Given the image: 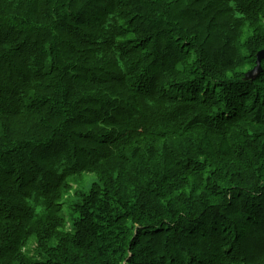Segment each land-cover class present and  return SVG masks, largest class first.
<instances>
[{
    "label": "trees",
    "instance_id": "trees-1",
    "mask_svg": "<svg viewBox=\"0 0 264 264\" xmlns=\"http://www.w3.org/2000/svg\"><path fill=\"white\" fill-rule=\"evenodd\" d=\"M263 19L264 0H0V264H264Z\"/></svg>",
    "mask_w": 264,
    "mask_h": 264
},
{
    "label": "rangeland",
    "instance_id": "rangeland-1",
    "mask_svg": "<svg viewBox=\"0 0 264 264\" xmlns=\"http://www.w3.org/2000/svg\"><path fill=\"white\" fill-rule=\"evenodd\" d=\"M243 36L246 39V41H245L246 45H250L255 40V38L258 36L257 29H253L252 32H248L247 30H244ZM260 49H264V44L260 45ZM254 50H255L254 51V55H255L257 53L258 49H254ZM249 56H252V54L249 53ZM253 62H254L253 60H250V62L248 61L246 63L247 66H245L243 69L250 71L254 66ZM236 74L237 73H235L234 71L229 73V75H231V76H234ZM262 166L264 167V161H263ZM250 169H252V168H250ZM254 171L259 172V173L264 172V170H260V164H259V167L257 168V170L254 169ZM245 177H246L247 181L252 182L253 179L255 178V173L254 172H246ZM95 181H96V175L94 174L93 171H87L85 173L79 174L74 179L70 180L69 189H68V192L66 193L67 196L64 200V204H65L64 205V208H65L64 214L67 215L68 218H70V216L72 214L71 201L73 202V198L77 195V193L79 191L80 192H86V191L90 190L93 182H95ZM261 188H263V186L260 185V190H262ZM263 220H264V218H263ZM68 228H71V224L69 222L67 224V229ZM134 235H136V232H133V234L130 236L129 244H130V241L135 238ZM260 240L264 242V231H262L260 234ZM55 243H60L62 246L66 245V242L63 238H56V239L52 240L51 244H55ZM28 247L32 249L31 251H34L31 255L33 256V258L35 260H39V258H41V260L43 259V261H42L43 263L47 262L46 258L49 256V252H47V250L45 249V246H42V243L38 238L33 236L29 241ZM128 251H129V249H128ZM59 252H62V251H59Z\"/></svg>",
    "mask_w": 264,
    "mask_h": 264
},
{
    "label": "water",
    "instance_id": "water-1",
    "mask_svg": "<svg viewBox=\"0 0 264 264\" xmlns=\"http://www.w3.org/2000/svg\"><path fill=\"white\" fill-rule=\"evenodd\" d=\"M262 61H264V50L257 54V66L252 71V73L250 72L247 74V77L255 78L260 73Z\"/></svg>",
    "mask_w": 264,
    "mask_h": 264
}]
</instances>
